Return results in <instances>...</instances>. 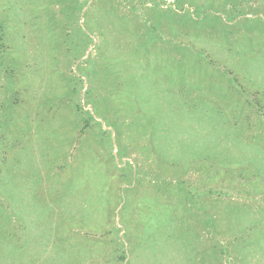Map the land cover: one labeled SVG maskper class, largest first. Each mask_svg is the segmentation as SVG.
Returning <instances> with one entry per match:
<instances>
[{"label":"rangeland","instance_id":"rangeland-1","mask_svg":"<svg viewBox=\"0 0 264 264\" xmlns=\"http://www.w3.org/2000/svg\"><path fill=\"white\" fill-rule=\"evenodd\" d=\"M0 264H264V0H0Z\"/></svg>","mask_w":264,"mask_h":264}]
</instances>
